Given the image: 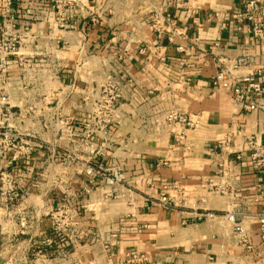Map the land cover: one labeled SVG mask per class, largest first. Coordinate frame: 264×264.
I'll return each mask as SVG.
<instances>
[{"label":"crops","instance_id":"0c3cea01","mask_svg":"<svg viewBox=\"0 0 264 264\" xmlns=\"http://www.w3.org/2000/svg\"><path fill=\"white\" fill-rule=\"evenodd\" d=\"M55 1L17 0L10 15L0 0V45L19 41L0 56V139L15 145L0 147V264H124L130 251L151 264H264V172L245 141L264 145V113L214 84L220 69L264 84V40L234 17L247 0H69L63 28ZM156 12L175 20L161 37ZM108 84L120 97L104 122ZM171 111L195 126L169 124Z\"/></svg>","mask_w":264,"mask_h":264},{"label":"built area","instance_id":"2783aa9c","mask_svg":"<svg viewBox=\"0 0 264 264\" xmlns=\"http://www.w3.org/2000/svg\"><path fill=\"white\" fill-rule=\"evenodd\" d=\"M17 0H4V8L7 14L16 13L15 3ZM175 0H167V2H171ZM70 3L69 0H56L53 4H51V12L58 13L60 16L57 17V24L60 27L64 26V15L62 14L65 6ZM238 22H247L251 28L252 35L263 41L264 40V9L262 8L260 2L258 0H247L242 6L241 11L234 16ZM153 27L159 32V37H161V32L163 31V24L168 26H174L175 20L172 17L171 13H163L156 12V14L152 17ZM218 46V44H215ZM19 50V41L16 38L8 39L4 41L0 45V56L1 61L5 62V60L11 56L18 53ZM181 51H184V48H180ZM247 64V59H239L235 68H239ZM214 84L216 86L223 85L226 88H230L234 99L241 103L244 109L248 112H263L264 113V103L261 100L264 98V84L258 81L255 76L243 77L240 79H231L230 73L226 69H220L218 74L214 79ZM104 92L106 94L105 99L101 102L97 108V112L101 115L100 118L104 122L109 119L110 115L115 112L116 105L119 99V94L117 93L116 87L111 84H108L104 87ZM167 121L171 125L181 124L185 128H193L195 126V122L191 119L190 116H186L177 111H171L167 114ZM264 136V132H263ZM246 145L251 153L252 162L255 169L261 170L264 172V145L259 141L257 137L246 138ZM13 138L4 134L0 139V147L6 148L8 146L15 147L13 144ZM226 145L231 143V139L228 138L225 141ZM224 145V143H222ZM237 160H241V154L236 155ZM163 165H168L167 162L161 163ZM227 171V168H226ZM92 173V172H91ZM6 177L3 176V180ZM106 184L111 187H115L123 183L124 178L123 175L119 172H113L112 175L105 178ZM160 205L167 210H172L174 205L172 204V200L168 195H163L161 200L159 201ZM59 214H57L58 216ZM56 216V218H57ZM227 218L234 223V231L239 236L240 241L243 246L246 247L247 250H253V246L250 243V238L247 234L245 227L242 222L237 221V215L233 213H229L226 215ZM256 222L260 226L261 237L264 241V213L255 215ZM124 219L120 220V224L124 223ZM124 264H151L149 262V258L146 254L140 253L138 251H130L125 258Z\"/></svg>","mask_w":264,"mask_h":264},{"label":"rangeland","instance_id":"374dc122","mask_svg":"<svg viewBox=\"0 0 264 264\" xmlns=\"http://www.w3.org/2000/svg\"><path fill=\"white\" fill-rule=\"evenodd\" d=\"M66 211L63 209L61 211H56V214H59L56 218V221L58 224H65L66 225H69L71 224V220L70 218L67 216V214L65 213Z\"/></svg>","mask_w":264,"mask_h":264}]
</instances>
